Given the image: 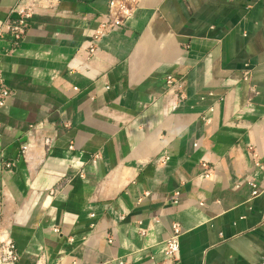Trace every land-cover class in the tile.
<instances>
[{"label":"crops","instance_id":"0c3cea01","mask_svg":"<svg viewBox=\"0 0 264 264\" xmlns=\"http://www.w3.org/2000/svg\"><path fill=\"white\" fill-rule=\"evenodd\" d=\"M108 1L36 0L0 39V241L16 264H171L176 223L179 264H263L264 0H141L115 30Z\"/></svg>","mask_w":264,"mask_h":264},{"label":"built area","instance_id":"2783aa9c","mask_svg":"<svg viewBox=\"0 0 264 264\" xmlns=\"http://www.w3.org/2000/svg\"><path fill=\"white\" fill-rule=\"evenodd\" d=\"M48 3H52L53 0H45ZM141 0H109L107 3V14L105 23L102 25L104 29L115 30L123 25L125 20L129 18L135 10L138 8ZM36 0H18L17 4L10 10V13L15 15V18H10L6 20L0 29V39L4 35H10L12 38L13 45L16 46L25 35L26 29L28 27V21L33 16L35 12ZM88 52L92 54L94 52V46L91 43L88 47ZM165 86L168 88L176 87L177 91L180 92L178 95L181 98V83L172 74H167L164 77ZM11 92L5 86L2 74L0 70V108L5 106L7 99L10 97ZM177 96V95H176ZM210 108L209 112H212ZM201 119L208 123L210 121L209 117L203 116ZM26 147H21V154L24 155ZM256 159V156H254ZM169 157L164 156L161 159V163L168 161ZM11 164L5 163L3 167L0 168V173L4 169H9ZM201 168H203V177H210L209 168L206 164L202 163ZM250 187V197L256 198L264 193V187L257 185L256 182L248 181L246 183ZM241 185V184H240ZM237 184V186H240ZM177 193L173 197V202H176ZM181 235V228L178 224H173L171 226V232L169 237L164 242V254L165 257L170 261L171 264H179L180 254H179V237ZM112 239L108 238V242L111 243ZM43 256H41L35 264H43ZM19 260V253L15 246V243L10 238H5L0 241V264H16ZM119 264H123L120 262ZM264 264V263H263Z\"/></svg>","mask_w":264,"mask_h":264}]
</instances>
